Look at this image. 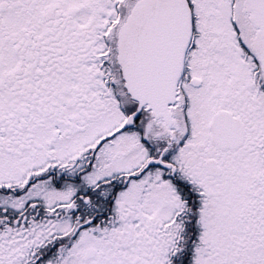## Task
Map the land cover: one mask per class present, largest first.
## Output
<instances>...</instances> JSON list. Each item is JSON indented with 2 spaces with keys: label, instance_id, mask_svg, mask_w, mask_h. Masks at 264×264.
<instances>
[{
  "label": "snow or ice",
  "instance_id": "obj_1",
  "mask_svg": "<svg viewBox=\"0 0 264 264\" xmlns=\"http://www.w3.org/2000/svg\"><path fill=\"white\" fill-rule=\"evenodd\" d=\"M0 264H264V0H0Z\"/></svg>",
  "mask_w": 264,
  "mask_h": 264
}]
</instances>
